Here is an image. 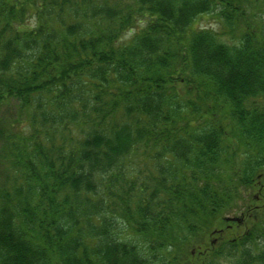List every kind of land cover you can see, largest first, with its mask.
Returning a JSON list of instances; mask_svg holds the SVG:
<instances>
[{"label":"trees","instance_id":"trees-1","mask_svg":"<svg viewBox=\"0 0 264 264\" xmlns=\"http://www.w3.org/2000/svg\"><path fill=\"white\" fill-rule=\"evenodd\" d=\"M261 8L0 0V264H264Z\"/></svg>","mask_w":264,"mask_h":264},{"label":"rangeland","instance_id":"rangeland-1","mask_svg":"<svg viewBox=\"0 0 264 264\" xmlns=\"http://www.w3.org/2000/svg\"><path fill=\"white\" fill-rule=\"evenodd\" d=\"M261 12H262V21L264 23V8H261ZM194 28H202V29H212V31H216V32H219L220 30V26H219V23H217L216 19L214 18V16L212 15H201L199 16L197 19H196V22L194 24ZM264 30V28H263ZM223 40H229V38L227 37V35L223 36L222 38ZM258 190H255V192L253 193H258L257 192ZM243 211H236L232 214H230V217L232 216H239L240 214H242ZM259 215V212H256L254 214V218H256L257 216ZM252 219H246L245 220V224L246 222L247 223H250ZM166 254V253H165ZM223 262V261H222Z\"/></svg>","mask_w":264,"mask_h":264},{"label":"water","instance_id":"water-1","mask_svg":"<svg viewBox=\"0 0 264 264\" xmlns=\"http://www.w3.org/2000/svg\"><path fill=\"white\" fill-rule=\"evenodd\" d=\"M225 221H231V222L235 221V222L239 223L240 219L237 217H226Z\"/></svg>","mask_w":264,"mask_h":264}]
</instances>
